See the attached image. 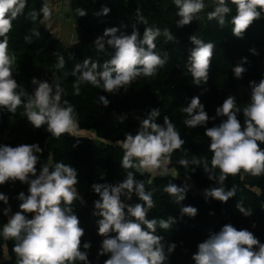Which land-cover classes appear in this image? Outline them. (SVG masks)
<instances>
[{
  "label": "clouds",
  "instance_id": "obj_1",
  "mask_svg": "<svg viewBox=\"0 0 264 264\" xmlns=\"http://www.w3.org/2000/svg\"><path fill=\"white\" fill-rule=\"evenodd\" d=\"M173 3L178 9V28L191 25L206 7L204 0H173ZM230 3L235 6V15L230 20L232 34L243 39L247 30L264 18V0H230ZM26 6L27 0H0V38H3L0 39V108L15 114L17 108L23 106V115L33 127L40 129L46 125L47 132L59 138L77 129L76 110L67 100L62 102L64 90L60 84L33 77L31 83L34 88L30 94L13 78L7 35L12 31L13 21ZM110 11V8L103 7L97 15L106 16ZM76 12L80 17L87 15L82 8L76 9ZM231 12L229 0H217L207 18L224 27ZM41 13L44 19L50 18L51 9L46 3L40 12L33 10L29 16L35 22ZM136 19L137 23L147 24L140 9H137ZM118 32V28H108L102 37L95 40L98 52H104L106 45L114 49V54L102 65V71L98 70L101 65L90 58L85 59L83 65L75 66L72 72L76 77L73 84L75 95L80 94V84L85 82L102 87L107 93L119 89L127 92L128 86L138 77H153L158 68L167 63V55L161 57L155 51V41L161 34L170 41L175 39L169 29L161 32L159 28L145 27L142 38L135 25L131 34L118 35ZM33 35L39 37L40 33L33 30ZM189 39L194 48L190 50L186 66L193 83L199 87L209 80L215 45L195 35ZM25 41L30 43L31 37L25 36ZM250 52L259 55L255 48ZM245 63H248L247 58L232 69L238 80L246 72L242 66ZM65 64L64 56L57 54L54 67L62 69ZM249 87L250 100L243 108V126L238 119L240 109L235 96H228L216 108V116L211 118L199 96L192 97L180 109L187 114L183 124L189 128L206 126L210 119L226 117L218 126L205 128V135L210 139L209 151L213 155L211 167L207 159L202 163L208 179L216 184L204 189L206 199L226 204L236 192L235 187L226 190L223 186L228 176H235L242 170L253 176L264 174V149L260 147L264 144V79L250 81ZM99 99L105 107L110 103L105 96ZM159 116L160 111L153 108L143 117H136L139 123L136 133L127 132L124 139L117 141L124 151L123 169H143L149 173L159 171L161 174L168 172L170 154L181 149L185 141L168 116L163 117L162 125L158 124ZM117 118L123 124L127 116ZM42 153L39 144H19L15 147L0 144V186L10 181L28 185L27 194L20 192L17 197L20 203L19 211L15 213H12L9 197L0 193V202L7 206L0 210L7 217L0 235L5 240L16 241L12 248L17 257L16 264H91L88 251L92 245L90 242L82 245L85 231L70 207L76 199L83 202L75 187L79 183L77 170L70 164L57 162L54 168L43 164L37 173ZM179 163L184 167L189 165L184 158ZM216 169H219V176L215 175ZM92 189L99 196L94 202V215L100 217L97 221L98 235L104 237L98 256H108L104 264H168L176 244L166 245L164 236L156 234V229L157 224L161 229H170L175 219L169 217L158 221L148 218V211L154 207L153 194L146 190L142 180H136L134 173L128 171L122 182L95 183ZM188 190L187 183L183 187L169 183L163 188L178 204L186 199ZM133 194L143 203H132ZM236 209L245 217L253 214L242 201L237 202ZM181 213L195 217L197 209L184 206ZM113 232L115 236L110 235ZM81 246L84 251H81ZM191 258L194 264H264V243L251 231L238 230L229 223L218 232L209 233L207 239L197 245V251Z\"/></svg>",
  "mask_w": 264,
  "mask_h": 264
},
{
  "label": "trees",
  "instance_id": "obj_2",
  "mask_svg": "<svg viewBox=\"0 0 264 264\" xmlns=\"http://www.w3.org/2000/svg\"><path fill=\"white\" fill-rule=\"evenodd\" d=\"M212 0H204L206 5L195 21L183 28L177 27L178 9L173 0H71V14L82 30V37L71 47H67L43 23L42 13L33 22L29 13L33 10L40 12L46 0H27L23 13L13 21L12 31L8 33V48L14 53L22 55L21 60H13L11 69L13 78L24 86L28 93H32L33 77L49 83L58 82L63 88L62 102L67 100L76 110V124L82 131L95 133L97 141L91 138L69 136L64 134L59 138L51 136L46 128L36 129L23 115L24 108H17L15 114L0 108V144L17 146L19 144H39L43 150L37 165L39 173L43 164L54 168L57 162L70 164L77 170L79 183L75 186L83 202L76 199L70 206L80 220L84 229L83 243L90 242L92 247L88 251L91 264H104L108 256H98L104 237L98 235L97 221L100 217L94 215V202L99 196L93 191L95 183L122 182L128 171L134 173L136 180H142L147 191L152 192L154 207L148 211V218L169 217L175 219L170 229H161L157 224L156 234L165 238V244H176L175 252L169 256L168 264H194L192 255L197 251V245L207 239L209 233L218 232L223 225L232 224L239 229L251 231L256 238L264 243V174L253 176L243 170L228 176L224 182L226 190L235 187V196L226 204L214 199H206L204 189L216 186L208 179L202 161L207 159L211 167L212 153L209 151L210 139L205 135L206 127L218 126L226 117L210 119L206 126L189 128L183 124L187 114L181 112L192 97L199 96L208 116H216V108L221 106L228 96H235L237 107L240 109L238 119L244 125L243 108L250 100V81L259 82L264 79V18L257 20L245 33L243 39L232 34L231 17L235 15V6L230 3L232 12L226 18V24L221 27L216 20L209 21L207 13L214 10ZM49 7V6H48ZM103 7L111 9L106 16L97 13ZM82 8L87 15L80 17L76 9ZM147 24L137 23L136 12ZM135 25L141 38L145 27L169 29L175 37L168 40L162 34L157 37L155 51L164 57L167 63L158 68L153 77H138L128 86L112 93L104 92L102 87H94L90 83L80 84V94H74L73 84L76 77L72 75L77 64L83 65L85 59L102 65L114 54V49L107 47L104 52H98L95 40L102 37L108 28H118L120 33L131 34ZM33 30L40 33L33 35ZM195 35L204 42L215 45L211 59V68L207 84L195 86L191 74L187 69L190 50L194 45L190 37ZM25 36L31 37V42L25 41ZM3 39V38H0ZM108 39V38H105ZM255 48L259 55H253L250 49ZM57 54L63 55L65 67L57 69ZM247 58L248 63L242 64L246 69L242 79H236L232 69L241 65ZM100 96H105L109 105L105 107L100 102ZM158 109L160 116L158 124H163V117L168 116L175 124L176 130L185 141L181 149L170 154V167L180 178L172 175H152L142 169H123L121 167L124 151L117 144L124 139L125 133H136L139 123L136 117H143L150 109ZM126 115L123 124L118 116ZM260 147L264 149V144ZM187 159L189 165L181 166L180 159ZM198 161H201L198 163ZM136 162V161H134ZM219 169L215 175L219 176ZM103 177V179H101ZM190 177V178H189ZM151 181V183H150ZM174 183L183 187L185 183L192 184L200 194H194L189 187L186 199L178 204L175 198L163 191L164 186ZM20 192L27 194L28 185L19 181L8 182L0 186V193L9 197L12 213L19 211L17 197ZM238 201H242L245 208L252 211L250 217H245L236 209ZM132 203H143L135 194ZM192 206L197 209V215L190 217L182 215L181 208ZM7 207L0 202V210ZM32 218L30 214H26ZM7 223V217L0 211V232ZM110 235L115 236L113 232ZM16 241L5 240L0 235V264H16L17 257L12 251ZM167 250V248H166ZM81 251H84L81 246Z\"/></svg>",
  "mask_w": 264,
  "mask_h": 264
},
{
  "label": "rangeland",
  "instance_id": "obj_3",
  "mask_svg": "<svg viewBox=\"0 0 264 264\" xmlns=\"http://www.w3.org/2000/svg\"><path fill=\"white\" fill-rule=\"evenodd\" d=\"M49 8L51 9V16L48 19L43 21L44 25L53 32L57 38L62 40V42L67 46L71 47L76 44L80 38L82 37V30L76 24L72 14H71V0H46ZM217 0H212L211 6H215ZM197 22V19H194ZM8 54L11 58V64L13 60L20 61L22 55L20 53H14L8 48ZM24 88V86H22ZM69 136L76 137H85L91 138L97 141L96 135L92 131H82L78 128L75 132L68 134ZM143 170V169H142ZM145 171V170H143ZM146 172V171H145ZM149 173V172H148ZM152 175H172L174 177L180 178L179 174L171 169L170 163L168 165V172L161 174L159 171L150 173ZM189 187L191 188L194 194H200L192 184L189 183Z\"/></svg>",
  "mask_w": 264,
  "mask_h": 264
}]
</instances>
